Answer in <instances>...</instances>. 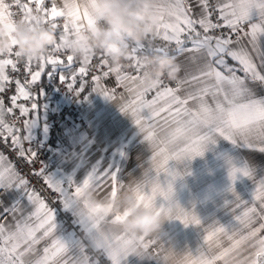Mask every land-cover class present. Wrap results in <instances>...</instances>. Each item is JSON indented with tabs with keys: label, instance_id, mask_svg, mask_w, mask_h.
Masks as SVG:
<instances>
[{
	"label": "snow or ice",
	"instance_id": "obj_1",
	"mask_svg": "<svg viewBox=\"0 0 264 264\" xmlns=\"http://www.w3.org/2000/svg\"><path fill=\"white\" fill-rule=\"evenodd\" d=\"M91 2L94 6V0ZM13 3L24 22L48 25L55 30L57 41L47 55L18 60L13 35L16 13L11 11L12 4L0 0V25L9 27L8 53L0 55V93L15 84L9 97L11 106L0 98V141L10 142L28 165L39 162V169L32 167L29 174L43 181L40 190L32 186L0 152V264H101V256L108 264H126L136 248L151 252L157 264H264V176H257L248 160L236 164L228 157L233 181L238 175L252 179V197L242 199L233 186L234 199L226 203L235 223L225 226L213 221L205 227L194 210L175 200L174 183L184 173L169 166L170 161L203 155L207 144L218 138L254 155L264 154V94L257 90L264 89V0H198V11L189 0H155L153 12L158 19L149 24L143 41L130 42L134 53L128 60L130 66L114 65L103 53L84 45L85 56L74 71L77 58L68 54L69 40L99 18L78 0H63L62 6L56 0H48L50 6L46 0ZM154 53L176 62L178 73L173 79L146 81L139 58ZM180 56L184 59L177 62ZM94 58L98 63L92 64ZM8 69L15 76L10 77ZM91 69L99 74L89 81ZM54 74L76 95L90 86L91 91L119 101L120 111L131 118L149 149L147 167L140 164L142 177L131 183L135 204L185 226L200 225L202 243L194 252L176 251L162 239L164 234L152 240L120 232L113 225L128 215L127 210L104 215L100 205L89 206L82 198L85 189L101 198L115 199L120 194L125 183L116 160L101 158L87 166L88 158L82 157L72 173L60 174L49 171L39 159L32 130L40 121L43 93L41 88L35 93L31 89L43 75ZM112 77L115 84L107 85ZM21 98L30 101V107L18 103ZM21 118L22 126H18ZM118 152L125 155L123 150ZM80 171L82 175H78ZM47 189L57 194L53 203L59 208L41 194ZM6 198H10L7 206ZM61 210L71 213V233L62 226Z\"/></svg>",
	"mask_w": 264,
	"mask_h": 264
},
{
	"label": "crops",
	"instance_id": "obj_2",
	"mask_svg": "<svg viewBox=\"0 0 264 264\" xmlns=\"http://www.w3.org/2000/svg\"><path fill=\"white\" fill-rule=\"evenodd\" d=\"M21 2L25 3L27 0ZM56 2L58 6H62L63 0ZM189 3L198 11L195 8L198 0H189ZM57 22L63 23V20L58 19ZM183 59L184 56H180L177 62ZM229 63L233 62L230 60ZM67 74L66 71L65 75ZM257 90L264 94V89ZM42 93L39 101L40 121L32 130L33 139L47 133L52 116L51 106L57 105L58 100L53 93L43 90ZM118 104V100H109L95 91L79 102L86 125L77 122L67 125L62 146L51 149L49 171L70 174L80 166L82 157L88 158L87 166L103 158L108 161L116 160L124 183L132 178H141L144 167H147L145 161L149 149L131 118L120 111ZM118 150H123L125 155L120 156ZM228 157L236 164L248 160L255 168L256 175L264 176V154L254 155L223 138H218L215 143L209 142L203 155H197L190 160L169 162L170 167L184 173L175 180V200L186 209L194 210L205 227L213 221H219L225 226L235 223L231 206L226 203L234 199V193L230 190L233 186L242 199L249 200L252 197V179L238 175L233 181L229 176ZM140 164H144V167L140 168ZM82 174V171L78 172V175ZM7 203H10V198H6L5 206ZM163 228L162 239L178 252H194L202 243L203 231L200 225L185 226L179 220L167 219ZM126 264H157V261L130 254L126 258Z\"/></svg>",
	"mask_w": 264,
	"mask_h": 264
},
{
	"label": "clouds",
	"instance_id": "obj_3",
	"mask_svg": "<svg viewBox=\"0 0 264 264\" xmlns=\"http://www.w3.org/2000/svg\"><path fill=\"white\" fill-rule=\"evenodd\" d=\"M81 7H89L98 21L90 27H85L75 38L69 40L68 54L77 59L85 56L84 45L96 53H103L112 64L124 63L130 66L128 60L134 56L129 47L130 42L143 41L149 31V24L158 19L153 8L155 0H78ZM9 27L0 25V55H7L9 48ZM13 35L17 40L15 52L18 60L37 59L47 55L51 46L57 41L55 30L46 24L30 25L22 19L15 20ZM79 40V42H77ZM140 62L143 65V75L149 83H155L156 78L173 79L178 73L176 62L169 56L144 55ZM136 178L124 184L120 194L112 199L99 197L92 189H85L82 198L89 206H101L104 215H115L128 211V215L113 227L134 238L159 240L164 234V223L167 217L157 214L152 208L140 207L135 204L134 191L131 183ZM132 254L140 258L152 259L148 250L136 248ZM163 259V257H162Z\"/></svg>",
	"mask_w": 264,
	"mask_h": 264
},
{
	"label": "built area",
	"instance_id": "obj_4",
	"mask_svg": "<svg viewBox=\"0 0 264 264\" xmlns=\"http://www.w3.org/2000/svg\"><path fill=\"white\" fill-rule=\"evenodd\" d=\"M6 2L12 4L11 11L16 13L14 19L15 20L21 19L22 18L21 10L13 3V0H6ZM30 6L33 8L35 7L34 4H31ZM46 6H50L48 4V0H46ZM172 47L174 48V45ZM153 55L156 54L154 53ZM62 58L66 59V57H62ZM96 63H98V60L94 58L92 64H96ZM79 66H80L79 59H77V62L74 64L72 70L74 71ZM20 67H21L20 78L23 79V66L20 65ZM47 70H51V69L48 68ZM8 74L10 75V77L15 76V74L11 71V69H8ZM93 74H99V73L97 70L91 69L88 74L89 81ZM169 83L171 84V86H175L174 82H169ZM114 84H115L114 77L107 80V85H114ZM14 88H15V84L13 83L9 86L10 89L9 91L0 93V98L4 99L5 104L8 106H11L9 97L11 95V91L14 90ZM39 88H41L46 93L49 92L53 93L58 98L62 99V103H60L59 106L57 105L51 106L52 116L48 124L47 133L39 135L38 139H33V143L36 146L39 159L43 161V163L47 166V169L49 170L48 159L51 153V149H57L62 146L67 125L70 124L71 122H77L83 126L86 125V119L81 114V110L78 103L85 100L86 97L92 94L94 91H91V87L89 86L88 88H86L85 93H83L82 95H76L71 90H69L58 79V77L55 74L52 77L43 75L41 78V82L38 85L32 87L31 90L35 93L38 92ZM18 103H25L26 106L30 107L31 102L24 101L21 98V100H19ZM14 112L16 116H19L18 109H14ZM22 119L23 118H21V120L17 122L18 126H22ZM24 147L25 148L29 147L28 142L26 141L24 142ZM0 152H3V154L7 156L9 160H11L16 164L18 170L27 176L32 186L36 187L38 190L42 189L43 186L42 179H40L39 177H34L29 174L32 167L39 169L40 167L39 162H37L33 166L28 165L26 162H24L21 158L18 157L16 151L12 150L10 146V142L9 144H5L4 142L0 141ZM44 187L46 188V186ZM41 194L49 198V203L53 207H57V208L60 207L58 203H53V201L57 196L55 192H53L50 189H47V190H43ZM0 212H2V208H0ZM60 219L63 222L62 226L66 229L68 233H71L73 229V225L71 221V213L69 212L68 214H64L63 210H61ZM100 259H101V264H108L105 257L101 256Z\"/></svg>",
	"mask_w": 264,
	"mask_h": 264
},
{
	"label": "rangeland",
	"instance_id": "obj_5",
	"mask_svg": "<svg viewBox=\"0 0 264 264\" xmlns=\"http://www.w3.org/2000/svg\"><path fill=\"white\" fill-rule=\"evenodd\" d=\"M60 103H62V99L61 98H58V100H57V106H59L60 105Z\"/></svg>",
	"mask_w": 264,
	"mask_h": 264
},
{
	"label": "trees",
	"instance_id": "obj_6",
	"mask_svg": "<svg viewBox=\"0 0 264 264\" xmlns=\"http://www.w3.org/2000/svg\"><path fill=\"white\" fill-rule=\"evenodd\" d=\"M39 91V90H38ZM40 101V100H39ZM41 107V106H40Z\"/></svg>",
	"mask_w": 264,
	"mask_h": 264
}]
</instances>
